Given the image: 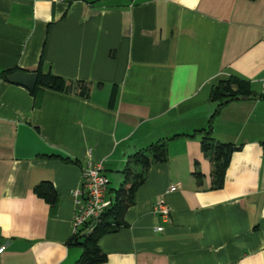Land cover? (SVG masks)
I'll list each match as a JSON object with an SVG mask.
<instances>
[{
  "label": "crops",
  "instance_id": "crops-1",
  "mask_svg": "<svg viewBox=\"0 0 264 264\" xmlns=\"http://www.w3.org/2000/svg\"><path fill=\"white\" fill-rule=\"evenodd\" d=\"M38 67L87 97L33 100L1 78ZM229 76L251 96L212 116L209 89ZM263 79L264 0H0V264H74L72 194L88 164L117 189L128 157L159 140L167 160L146 171L125 228L98 240L101 264H264ZM207 127L239 146L217 190L199 147ZM39 183L54 207L32 193Z\"/></svg>",
  "mask_w": 264,
  "mask_h": 264
},
{
  "label": "trees",
  "instance_id": "trees-1",
  "mask_svg": "<svg viewBox=\"0 0 264 264\" xmlns=\"http://www.w3.org/2000/svg\"><path fill=\"white\" fill-rule=\"evenodd\" d=\"M130 1V0H127ZM253 1V0H248ZM15 70H5L1 72V78ZM34 74L36 75L35 84L32 91H29L33 100L37 99L39 94L44 91H52L62 94H76L80 98H86L88 88L81 82H66L62 78L43 74L38 67ZM112 89L109 98V105L114 98ZM251 92L248 83L235 76H229L216 80L210 87L208 100L216 104L213 115H216L224 105L244 98H250ZM201 134L199 138L200 151L208 157L212 169L210 172V189H220L223 182L224 171L228 165L229 157L232 152L239 149L232 144L216 142L211 136V128L197 131ZM264 153V143L262 144ZM167 160L166 140H159L149 144L145 148L135 152L128 157L127 163L121 170L122 182L117 189H107V196L110 204L95 219L85 223L74 235H71L67 241L68 246L77 247L80 250L78 259L74 264H101L105 261V255L100 252L97 246L98 240L108 234L117 232L125 228L123 220L127 208L134 203V194L136 189L143 183L145 173L151 165L162 164ZM64 162L77 165V161L63 160ZM137 168V171L134 169ZM196 181L200 180V174L194 172ZM32 193L34 196L50 207H54L57 201V195L50 184H37Z\"/></svg>",
  "mask_w": 264,
  "mask_h": 264
},
{
  "label": "built area",
  "instance_id": "built-area-1",
  "mask_svg": "<svg viewBox=\"0 0 264 264\" xmlns=\"http://www.w3.org/2000/svg\"><path fill=\"white\" fill-rule=\"evenodd\" d=\"M260 96L264 98V79L260 83ZM168 192L176 190V186H170ZM107 180L104 176L100 163L88 164L82 173L79 188L73 192L72 197L76 211L71 219V235L89 220L95 219L110 204L107 197ZM171 210L162 202L156 203L152 208V214L157 216L163 224L169 222ZM161 227H156L154 231L160 232ZM4 251V246H0V254Z\"/></svg>",
  "mask_w": 264,
  "mask_h": 264
},
{
  "label": "water",
  "instance_id": "water-1",
  "mask_svg": "<svg viewBox=\"0 0 264 264\" xmlns=\"http://www.w3.org/2000/svg\"><path fill=\"white\" fill-rule=\"evenodd\" d=\"M5 79L8 83L22 86L29 92L34 87L36 75L34 73L17 71L7 75Z\"/></svg>",
  "mask_w": 264,
  "mask_h": 264
}]
</instances>
